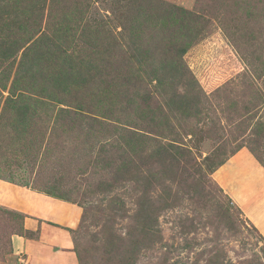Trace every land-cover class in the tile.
Wrapping results in <instances>:
<instances>
[{
  "label": "rangeland",
  "instance_id": "374dc122",
  "mask_svg": "<svg viewBox=\"0 0 264 264\" xmlns=\"http://www.w3.org/2000/svg\"><path fill=\"white\" fill-rule=\"evenodd\" d=\"M264 167V0H0V183L76 204L73 264H264L219 185ZM0 205V264L37 239Z\"/></svg>",
  "mask_w": 264,
  "mask_h": 264
},
{
  "label": "crops",
  "instance_id": "0c3cea01",
  "mask_svg": "<svg viewBox=\"0 0 264 264\" xmlns=\"http://www.w3.org/2000/svg\"><path fill=\"white\" fill-rule=\"evenodd\" d=\"M216 177L264 235V167L242 149L218 169ZM0 205L24 216L26 228L38 233L34 240L14 238L16 250L28 256L29 264L74 263L71 233L82 218L79 206L8 182L0 183Z\"/></svg>",
  "mask_w": 264,
  "mask_h": 264
}]
</instances>
